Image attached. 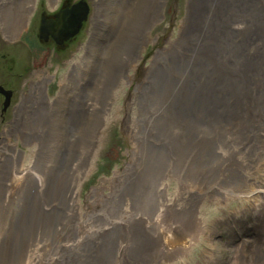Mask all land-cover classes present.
Instances as JSON below:
<instances>
[{
    "label": "rangeland",
    "instance_id": "rangeland-1",
    "mask_svg": "<svg viewBox=\"0 0 264 264\" xmlns=\"http://www.w3.org/2000/svg\"><path fill=\"white\" fill-rule=\"evenodd\" d=\"M78 1L57 0L51 4L49 0H35L25 26L12 40L4 37L0 25V85L11 91L5 111L0 107V143L3 138L1 132L8 129L4 139L15 142L16 148L21 151L20 156H14L10 148L5 149L7 152L0 170V192L1 184L7 182V172L17 161L24 164L35 159L33 168L38 176L44 181L50 180L49 187L46 186L48 193L45 189L38 191L25 187L8 201L0 193V264H22L23 248H27L29 243L72 240L73 244L79 238V233H76L71 222L68 223L67 217L58 221L61 231L54 233L52 227L56 223H52L50 215L38 214L35 206L53 200L61 202L60 196L68 176V162L75 151L86 145L92 132V120L85 117L76 123L71 122L69 126L67 120L57 116V110L51 111L36 101H23L31 80L36 79L35 70L45 72L44 97L52 100L57 95L59 81L69 72L71 60L80 55V48L86 45L95 0H82L88 6L86 19L82 21L79 31L66 41L63 49H59L52 38L43 41L38 36L41 18L54 20L55 13ZM187 7L188 0H160L158 19L149 28V39L141 44L137 67L130 71L134 77L118 90L107 114L91 169L80 185V211L75 216H89L86 214L88 201L96 200L99 196L97 193L89 194L90 191L99 185H104V192L108 191L114 173L127 170L132 162L130 171L128 169L124 171L125 174L122 173V182L116 190L119 191L117 196L127 199L136 212L146 211L147 203L155 198L156 179L164 173L172 177L166 181L170 197L175 196L179 184H182V192L186 196V189L196 183L211 181L220 172L221 158L216 151L223 152L229 162L236 155L241 160L239 169L249 177H261L264 173V156L258 166L250 163L255 153L264 154V114L259 107L257 111L263 116L248 110L249 101L254 105L258 101L249 99L245 102L241 92L239 99L230 105L232 95H228L227 99L222 95L224 82L221 77L227 72V65H234L239 57L231 46L235 37L231 36L227 41L217 38L213 42L210 37L206 39L203 32L204 36L198 35V39H185L182 49L170 47V41L181 34ZM190 44L193 48L191 54L187 51ZM199 48L204 52H199ZM151 65L152 76L146 74ZM141 80L145 86L136 89ZM260 84H264V75L257 78V83L251 84V89ZM0 101L3 103V95ZM229 105L251 125L237 132L228 116ZM134 118L137 123L135 139L128 130ZM60 126H63V130ZM23 129L33 134L35 145L28 144L17 135ZM61 130L70 138L65 139ZM255 131L261 133L255 136ZM131 158L133 161H130ZM195 198V214L205 230L193 233L191 230L184 231L176 224V233H168L172 250L165 252L168 256L157 258L158 264H262L259 258L264 255V201L259 196L229 198L211 193ZM55 209L57 216H61V212L66 213L61 204H57ZM104 209L113 216L115 204H109ZM94 224H98V221ZM147 236L143 245L137 243L134 234L130 236L133 253L122 255L124 263H116L120 258L114 249L109 251L110 261H105L108 256L106 253L101 255V246L90 244L92 237L77 244L81 247L77 251L63 247L50 251L58 253L62 264H138L141 262L134 259L137 252L148 247L153 264L160 236L153 231ZM107 237H101V240ZM115 239L118 240L119 235H115ZM239 252H242L241 259L237 258ZM48 253L46 250L43 255Z\"/></svg>",
    "mask_w": 264,
    "mask_h": 264
},
{
    "label": "bare ground",
    "instance_id": "bare-ground-1",
    "mask_svg": "<svg viewBox=\"0 0 264 264\" xmlns=\"http://www.w3.org/2000/svg\"><path fill=\"white\" fill-rule=\"evenodd\" d=\"M56 1L49 0L51 4ZM34 2L35 0H0L1 32L7 40L14 39L25 26L28 14L34 7ZM159 4L160 0H95L89 39L86 45L80 48L81 54L71 60L69 72L63 80L59 81L57 95L52 100L44 97L43 85L47 78L45 72L42 70L34 71L36 79L31 80L28 93L23 97L24 102L36 101L44 104L51 111L56 112L57 110V116L62 117V120H67L69 126H71V122L76 123L78 120L81 121L85 117H90L93 127L91 134H88L86 145L75 151L73 158L68 162V176L60 196L61 202L53 200L52 202L49 201L50 203L42 204V206H35L38 214H48L51 216L52 223H56L52 227L54 233L61 231L58 221L67 217L68 223L71 222L76 233H79V238L75 241L76 244H71L72 240L63 243L60 241L50 242V240L49 242L46 240L29 243L27 248H23L25 251L23 252L22 264H62L58 253L50 250L63 247L77 251L81 248L77 244L89 237H92L91 245L101 246V255L106 253L108 258L105 261H110L109 251L114 249L120 258V261L117 259L116 263H124L122 255L133 253L130 236L134 234L137 243L143 245L148 238L147 234L151 231L160 236L153 263L158 264L156 259L168 256L165 252L172 250L170 249L172 245L168 240L170 237L168 233L172 235L176 233V224L184 231L191 230L193 233H202L205 230L204 224L195 214V197L210 195L211 193L229 198L256 195L264 201V173L261 177H249L247 173L239 169L238 164L241 160L236 155L231 157L232 160L229 162L225 159L223 152L216 151V154L221 158L220 172L211 181L196 183L193 187L186 189V196L182 192V184L177 186L174 197L168 195L166 181L172 177L169 174L165 176L164 173L156 179L154 185L155 198L147 203L148 206L144 209L146 211L139 212L141 206L136 212L127 199L117 196L119 191L116 190V187L122 182L121 177L124 176L126 170L123 169V175V172L120 171L114 173L108 191L104 192V185H99L90 191L89 194L97 193L99 196L96 200L88 201L86 214L89 216H75L80 211V185L91 169L92 158L100 142L103 127L107 122V114L118 90L129 84L134 77L130 71L137 67L136 61L141 56V44L149 39V28L158 19ZM203 32L207 37L206 39L211 38L213 42L217 38L219 41H227L231 36L235 37L231 46L234 47L235 55L239 57L234 61V65H227V72L221 77L224 82L222 95L225 99L228 95H232L229 101L231 105L239 99L242 92L245 102L249 99L258 101L257 105L249 101L248 110H251L255 115L263 116L264 84L255 85L253 89H251V84L257 83V78L259 79L264 75V47L261 48L264 45V0H188L181 34L176 40L170 41V47L176 48L177 46L182 49V42L185 39L189 40L190 38L191 41L198 39V35L204 36ZM213 35L214 37H212ZM187 51L189 54L192 53L191 44ZM199 52H204V50L199 48ZM214 52L215 50H213ZM151 68L152 65L148 67L147 75H151ZM142 83L141 80L136 85V89H142L145 86ZM230 105L227 111H230L228 116L231 124L235 126V130L240 132L249 127L250 121L239 115L237 110ZM258 107L263 114L257 111ZM62 124L64 123L62 122ZM136 126L137 123L134 118L132 124L128 125V130L133 139H135ZM61 127L63 130V126ZM7 132L8 129H3L1 132L3 138L0 143V170L4 163L3 159L6 156L5 149L7 147L12 150L14 156L21 155V151L16 148L15 142L11 143L4 139L8 134ZM64 132L62 131V136L69 139L70 136ZM260 133L255 131V136ZM17 135H20L28 144H36L33 134L30 135L27 130H20ZM57 135L60 137L61 132ZM57 139L60 140L61 138ZM53 145L56 147L55 142ZM133 150L134 147H132ZM262 151H264V147ZM34 153L35 151L32 152V156ZM263 156L262 152L255 153L250 163L258 166ZM130 161L133 159L131 158ZM34 163L35 159L24 164L17 161L12 169L7 172V182L1 184L2 192H0L5 196L6 201L25 187L34 188L38 191L45 189L48 193L49 189H46V186L49 187L50 180L47 182L38 176L37 171L33 168ZM132 164L128 165L127 170L130 171ZM51 194L53 196V192ZM57 204H61L66 209V213L61 212V216H57L55 209ZM109 204H115L116 209L113 216L104 209ZM12 211L14 212V210ZM255 211L257 212V210ZM82 212L84 213V211ZM96 221L98 224H94ZM115 235H119L118 240L115 239ZM106 236H108L106 239L101 240V237ZM98 238L99 240H97ZM46 250L49 251L48 255H43ZM241 253H238L237 258H242ZM134 259L141 262L138 264H151V251L148 247L145 250L140 249ZM127 260L129 261V259ZM127 260L124 261L128 262ZM259 260L264 264V255Z\"/></svg>",
    "mask_w": 264,
    "mask_h": 264
},
{
    "label": "water",
    "instance_id": "water-1",
    "mask_svg": "<svg viewBox=\"0 0 264 264\" xmlns=\"http://www.w3.org/2000/svg\"><path fill=\"white\" fill-rule=\"evenodd\" d=\"M87 12L88 6L84 1L80 0L72 4L69 8L59 10L55 13L54 20L41 18L38 25V36L43 41L49 37L52 38L57 44V47L63 49L66 41L79 31L82 21L86 19ZM0 94L4 96L2 106L5 109L9 103L11 91L0 85Z\"/></svg>",
    "mask_w": 264,
    "mask_h": 264
},
{
    "label": "flooded vegetation",
    "instance_id": "flooded-vegetation-1",
    "mask_svg": "<svg viewBox=\"0 0 264 264\" xmlns=\"http://www.w3.org/2000/svg\"><path fill=\"white\" fill-rule=\"evenodd\" d=\"M1 95H2V94H0V97H1ZM0 107H1V110H2V111H5V110L3 109V106H2V102H1V101H0Z\"/></svg>",
    "mask_w": 264,
    "mask_h": 264
}]
</instances>
